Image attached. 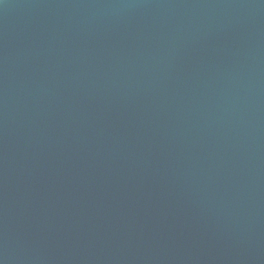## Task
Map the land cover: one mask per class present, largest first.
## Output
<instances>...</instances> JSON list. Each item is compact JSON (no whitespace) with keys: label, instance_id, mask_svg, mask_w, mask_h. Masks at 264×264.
I'll return each mask as SVG.
<instances>
[{"label":"water","instance_id":"1","mask_svg":"<svg viewBox=\"0 0 264 264\" xmlns=\"http://www.w3.org/2000/svg\"><path fill=\"white\" fill-rule=\"evenodd\" d=\"M0 264H264V0H3Z\"/></svg>","mask_w":264,"mask_h":264},{"label":"clouds","instance_id":"2","mask_svg":"<svg viewBox=\"0 0 264 264\" xmlns=\"http://www.w3.org/2000/svg\"><path fill=\"white\" fill-rule=\"evenodd\" d=\"M3 2V0H0V3H2Z\"/></svg>","mask_w":264,"mask_h":264}]
</instances>
